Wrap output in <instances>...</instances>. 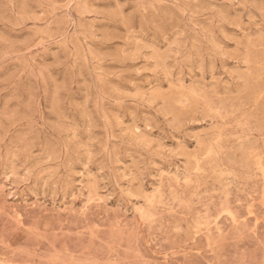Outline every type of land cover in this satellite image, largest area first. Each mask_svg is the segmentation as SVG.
<instances>
[{
  "label": "rangeland",
  "instance_id": "rangeland-1",
  "mask_svg": "<svg viewBox=\"0 0 264 264\" xmlns=\"http://www.w3.org/2000/svg\"><path fill=\"white\" fill-rule=\"evenodd\" d=\"M0 264H264V0H0Z\"/></svg>",
  "mask_w": 264,
  "mask_h": 264
}]
</instances>
